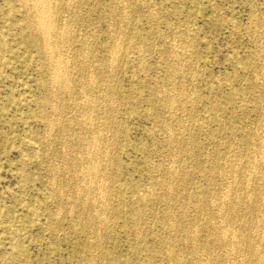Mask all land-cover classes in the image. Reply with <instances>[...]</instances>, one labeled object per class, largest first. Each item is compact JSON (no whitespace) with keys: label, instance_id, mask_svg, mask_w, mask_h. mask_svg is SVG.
Listing matches in <instances>:
<instances>
[{"label":"rangeland","instance_id":"374dc122","mask_svg":"<svg viewBox=\"0 0 264 264\" xmlns=\"http://www.w3.org/2000/svg\"><path fill=\"white\" fill-rule=\"evenodd\" d=\"M51 1L54 2L53 5ZM55 1L36 0L35 2L31 0L30 2V0H24V3L23 0H0V264H197V262L200 264H237L240 262V264H247L248 260L249 264H264V252L261 250L262 247L264 248V235H262L264 234V226L262 227L264 225V204L262 203L264 201V193H262L264 190V151H262L264 149V46H262L264 45V0H94L95 2L93 0H72V2H70L71 0H57L60 3ZM39 2H43L42 5ZM43 4H46V7H43ZM23 5L26 7L23 8ZM32 6L37 8L42 6L47 9V18H49L47 25H50V29L52 28V32L49 31L50 40L49 36L45 37L48 39L44 38L42 32L36 26L34 27L33 18L27 15ZM71 8H74L73 10L76 8L75 14L73 10L71 12ZM50 9L53 11L50 12ZM71 19L74 21L70 24ZM63 21L66 23L63 24ZM110 21H114L113 24H110ZM52 24H55L54 27ZM68 24L69 26H67ZM73 25H76L75 28ZM61 26H63L62 28L67 27L66 30L64 29L65 33H62L63 37L61 34L56 36L54 32V30L58 31L59 27L62 29ZM35 28L36 30H33ZM69 28H71V32ZM92 30L95 31L92 32ZM32 32L34 33L31 34ZM83 37H87V39L85 40ZM261 39L262 42H260ZM41 40L48 45L46 51H42ZM116 42L117 44H115ZM174 42L178 43L176 48ZM70 43H73V46ZM76 44L78 45L76 46ZM60 48L61 50H59ZM173 50L174 53H172ZM186 51L190 54H187ZM62 54L66 57H62ZM74 54H77L76 56L81 54L80 57L83 60ZM188 55L190 56L187 57ZM72 56L74 60H72ZM69 59L70 62H68ZM76 59L82 61L85 66L84 69H80L81 71L77 68L78 61ZM53 61L58 63L55 69L52 65ZM183 62L187 64L184 65ZM110 63L112 64L110 65ZM175 63L176 66L178 65L177 67ZM65 65H67L66 68ZM101 69L102 71H100ZM76 70L77 73H75ZM107 70L109 71L107 72ZM50 72L54 74V81ZM182 72L183 75H179ZM103 75L108 76V79ZM87 77L90 81L86 79ZM51 80L52 82H50ZM91 81L94 83H88ZM67 85L70 87L65 89L64 86ZM80 86H83V89ZM167 88L172 91H168ZM174 88L177 89L173 93ZM54 92L57 94H55L56 96H54ZM98 93L100 94L99 98L95 96ZM175 95L176 97H174ZM110 96L111 99L115 96L114 100L110 101ZM189 97L191 100H188ZM109 102L113 104H109ZM57 103L59 104L57 105ZM168 107L170 108L168 109ZM104 109L109 112L106 113ZM258 109L262 112H258ZM90 110L93 113L87 112ZM78 112L79 114H77ZM47 115L50 118L46 117ZM96 117H98L97 122ZM111 117L112 119H110ZM47 119H52L51 123ZM109 122L110 124H108ZM89 123L92 124L91 127ZM49 126L50 128L53 126L51 130ZM97 126L99 127L97 128ZM83 128H87V131ZM99 128L102 130L100 131ZM79 130L83 132L80 131V133ZM91 130L96 131V136ZM101 132L102 135H100ZM98 136L100 137L99 141ZM103 136L105 139L106 136L108 137L106 141ZM44 139L46 140L44 141ZM69 139L72 142H70L71 140L68 142ZM111 139L113 140L110 141ZM178 139L183 140L179 143ZM113 141L114 144H112ZM75 142L77 143L75 144ZM260 142L263 144L259 145ZM78 144L79 147L80 145L83 147L79 148ZM101 144L103 145L101 146ZM62 145L63 147H61ZM70 145L73 147H71L72 149ZM90 145L95 147L94 150L89 147ZM103 149H107L106 152ZM95 150L97 152H94ZM102 151L103 153H101ZM180 151H183L182 154ZM99 152L100 154H98ZM179 153L181 155H178ZM90 154L93 156L97 154V160L95 159L94 163L88 161ZM254 154L261 156L259 155V158ZM56 157H59V160ZM67 159H70V162ZM249 161L251 164L248 163ZM80 162L83 167L80 166ZM113 162L116 163L113 164ZM209 162H212L211 166L208 165ZM252 163L253 167L250 166ZM92 164L93 166H91ZM247 164L250 168L246 167ZM86 166L87 170L84 169ZM53 168H56L57 171H54ZM105 168L111 170L104 171ZM244 169L248 170L244 171ZM228 170L232 173L230 174ZM85 171L88 172V175ZM94 171H96V176H94ZM162 171L164 172L162 173ZM217 172L219 173L217 174ZM224 173H227L229 178ZM242 174H244L243 177ZM98 175L103 178L101 177L100 180ZM160 178L164 180H160ZM169 180L174 182L171 181V183ZM95 181L98 182L99 187ZM87 182H90V185ZM228 182H232V185ZM77 185L79 189H76ZM222 186L225 188L223 189ZM219 187H222V190ZM259 187L260 189H258ZM102 189L105 190H103L105 193H102ZM167 189L169 190L167 191ZM232 190H234L233 193ZM212 191L215 192L212 193ZM99 193L103 194L104 199H102L103 196H99ZM166 193L169 195L167 196ZM211 194L213 196H210ZM95 197L97 198L95 199ZM159 199L161 200L158 202ZM243 199H246V202ZM259 199L261 203L258 202ZM96 203L101 206H97ZM231 203L234 206L230 208ZM196 205H198L197 208ZM208 214L212 216V219H210L211 216H207ZM204 216L205 218H203ZM258 216L261 217L258 218ZM107 222L111 223L108 225ZM193 222H195V226ZM215 222L219 223L215 224ZM253 222L257 225L252 224ZM100 224L101 227H99ZM187 224L190 225L188 228ZM214 224L218 225L216 230H213ZM173 225H177V227L173 228ZM194 227L195 230H192ZM231 227L233 228L229 229ZM218 228L222 230L220 234ZM249 228H253L254 232ZM172 229H176V231ZM187 229L190 230L189 233ZM239 229L245 230L241 233ZM101 230L104 231V234ZM235 231L238 233L236 234ZM216 235L223 237L219 238ZM237 235L238 238L240 236L239 240ZM247 235L251 237H247ZM242 237L244 240L249 239L244 241L241 240ZM215 238H217V242L221 241L220 245L215 242ZM236 238L238 242H236ZM226 239L230 241L228 244L231 246L227 244ZM256 239L257 241H255ZM94 242H98V244L96 245ZM192 242L195 243L192 244ZM239 243L241 244L239 245ZM226 246L227 249H225ZM243 246L247 248L245 247L244 250ZM167 247H171L170 250H165ZM221 247L226 250L227 254ZM252 247L256 249L250 251ZM209 249L213 250V253ZM173 251L178 254H173ZM207 252L214 255L209 256ZM241 252L244 253V256L246 253L247 259ZM229 253L234 254H231L233 255L231 259L228 256ZM248 254L254 256L251 258ZM224 255L225 257H223ZM195 256L196 258H193ZM211 256H216V258ZM227 256L229 260H226ZM259 256L263 258L258 259ZM222 258L229 262L234 259L233 261L237 262H224ZM189 260L191 261L188 262ZM214 261L216 262L214 263Z\"/></svg>","mask_w":264,"mask_h":264},{"label":"bare ground","instance_id":"6f19581e","mask_svg":"<svg viewBox=\"0 0 264 264\" xmlns=\"http://www.w3.org/2000/svg\"><path fill=\"white\" fill-rule=\"evenodd\" d=\"M19 1H20V0H19ZM34 1L36 2V0H34ZM38 1H39V0H38ZM41 1H42V0H41ZM54 1H55V0H54ZM56 1H57V0H56ZM56 1H55V2H56ZM60 1H62V0H60ZM93 1H94V0H93ZM23 2H24V0H23ZM30 2H31V0H30ZM43 2H44V1H43ZM43 2H39V3H41L40 5H42ZM46 2H47V1H46ZM51 2H52V5H53L54 2H53V1H51ZM64 2H65V1H64ZM70 2H72V0H71ZM76 2H77V1H76ZM94 2H95V1H94ZM17 3H18V1H17ZM24 3H25V2H24ZM28 3H29V2H28ZM33 3H34V2H33ZM48 3H49V1H48ZM57 3H60V2L57 1ZM57 3H56V4H57ZM62 3H63V2H62ZM91 3H92V2H91ZM31 4H32V3H31ZM35 4H36V3H35ZM35 4H34V5H35ZM63 4H64V3H63ZM65 4H66V2H65ZM68 4H69V1H68ZM75 4H76V3H75ZM75 4H74V6H75ZM43 5H44V4H43ZM45 5H46V4H45ZM45 5H44L43 7H46ZM48 5H49V4H48ZM52 5H50V6L52 7ZM54 5H55V4H54ZM78 5H79V4H78ZM78 5H77V6H78ZM24 6H25V5H23V8H24ZM65 6H66V5H65ZM68 6H69V5H68ZM25 7H26V6H25ZM30 7H31V6H30ZM48 7H49V6H48ZM51 7H50V8H51ZM54 7H55V6H54ZM60 7H61V6H60ZM28 8H29V6H28ZM34 8H35V9H34ZM62 8H63V6H62ZM78 8H79V7H78ZM109 8H110V7H109ZM33 9H34V11H32ZM53 9H54V8H53ZM69 9H70V8H69ZM73 9H74V8H71V12H72ZM30 10H31V11L28 12L27 15H28V16H31V17L33 18V20L35 21V25H34V27L36 26V28L39 29V30L42 32V35L44 36V38L49 36V40H50L51 38H50V35H49V31L52 32V30H51L52 28L50 29V28H49L50 25H47L48 22H49V20H48L49 18H47V14H48L47 9L42 8V6H41L40 8H37L36 6H32V9H30ZM54 10H55V9H54ZM66 10H67V9H66ZM75 10H76V8H75ZM75 10H73V11H74V14H75V12H76ZM80 10H81V9H80ZM124 10H125V9H124ZM52 11H53V10H52ZM52 11H51V9H50V12H52ZM111 11H112V10H111ZM63 12H64V11H63ZM113 12H114V11H113ZM123 12H124V11H123ZM129 12H130V11H129ZM57 13H58V12H57ZM64 13H65V12H64ZM104 13H105V12H104ZM152 13H153V12H152ZM152 13H151V15H152ZM54 14H55V13H54ZM71 14H72V13H71ZM74 14H73V16H74ZM79 14H80V13H79ZM114 14H115V13H114ZM125 14H126V12H125ZM153 14H154V13H153ZM25 15H26V14H25ZM57 15H58V14H57ZM69 15H70V12H69ZM80 15H81V14H80ZM59 16H60V15H59ZM65 16H66V15H65ZM121 16H122V15H121ZM70 17H71V16H70ZM115 17H116V15H115ZM150 17H152V16H150ZM50 18H52V17L50 16ZM55 18H56V17H55ZM58 18H59V17H58ZM71 18H72V17H71ZM116 18H117V17H116ZM120 18H121V17H120ZM122 18H123V17H122ZM153 18H154V17H153ZM30 19H31V18H30ZM53 19H54V18H53ZM61 19H62V18H61ZM73 19H74V17H73ZM73 19H71L70 24H71L72 21H74ZM123 19H124V18H123ZM62 20H64V19H62ZM69 20H70V19H69ZM110 20H111V18H110ZM112 20H114V19H112ZM121 20H122V19H121ZM29 21H30V20H29ZM64 22L66 23V21H63V24H64ZM67 22H68V21H67ZM113 22H114V21H112V22L110 21V24H111V23L113 24ZM120 22H121V21H120ZM53 23H54V22H53ZM68 23H69V22H68ZM254 23H255V22H254ZM31 24H32V22H31ZM55 24H56V23H55ZM55 24H54V25H55ZM58 24H59V23H58ZM61 24H62V23H61ZM73 24H74V23H73ZM29 25H30V24H29ZM32 25H33V24H32ZM52 25H53V24H52ZM54 25H53V27H54ZM116 25H117V24H116ZM118 25H119V27H120V24H118ZM59 26H60V25H59ZM67 26H69V24H68ZM75 26H76V25H75ZM75 26L73 25L74 28H75ZM91 26H92V25H91ZM111 26H112V28H113V25H111ZM261 26H263V25H261ZM24 27H25V26H24ZM56 27H57V26H56ZM62 27H63V26H61V28H62ZM94 27H95V26H94ZM36 28L33 29V30H36ZM66 28H67V27H66ZM66 28H62V29H63V30H64V29L66 30ZM74 28H73V29H74ZM110 28H111V27H110ZM53 29H54V28H53ZM59 29H60V27H59ZM59 29H58V31L54 30L56 36H57V35H60V34H61V36H62V35H63L62 33H65V30L63 31L62 29H60V30H59ZM70 29H71V28H69V30H70ZM115 29H116V28H115ZM255 29H257V28H255ZM75 30H76V29H75ZM75 30H74V31H75ZM117 30H119V29H117ZM182 30H183V29H182ZM260 30H261V28H260ZM262 30H263V29H262ZM72 31H73V30H72ZM74 31H73V32H74ZM94 31H95V30H94ZM94 31L92 30V32H94ZM111 31H112V30H111ZM115 31H116V30H115ZM253 31H254V30H253ZM258 31H259V30H258ZM258 31H257V32H258ZM34 32H35V31H34ZM34 32H32L31 34H33ZM70 32H71V30H70ZM70 32H68V33L70 34ZM186 32H187V31H186ZM188 33H189V32H188ZM255 33H256V32H255ZM260 33H261V32H260ZM260 33H259V34H260ZM66 34H67V33H66ZM69 34H68V35H69ZM71 34H72V33H71ZM89 34H90V33H89ZM91 34H92V33H91ZM91 34H90V35H91ZM94 34H95V33H94ZM90 35H89V36H90ZM92 35H93V34H92ZM179 35H180V34H179ZM56 36H55V37H56ZM66 36H67V35H66ZM74 36H75V35H74ZM114 36H116V35H114ZM165 36H167V35H165ZM185 36H186V35H185ZM185 36H184V37H185ZM190 36H191V35H190ZM253 36H254V35H253ZM40 37H41V36H40ZM62 37H63V36H62ZM62 37H61V38H62ZM76 37H78V36H76ZM95 37H96V36H95ZM167 37H168V36H167ZM167 37H166V38H167ZM173 37H174V36H173ZM177 37H178V35H177ZM186 37H187V36H186ZM30 38H31V37H30ZM44 38H43V39H44ZM53 38H54V37H53ZM58 38H59V37H58ZM66 38H67V37H66ZM69 38H70V37H69ZM74 38H75V37H74ZM83 38H84V37H83ZM83 38H82V39H83ZM114 38H115V37H114ZM45 39H48V38H45ZM71 39H73V38H71ZM84 39L86 40L87 37L84 38ZM115 39H116V38H115ZM120 39H121V38H120ZM185 39H186V38H185ZM187 39H188V37H187ZM56 40H57V37H56ZM64 40H66V39L64 38ZM74 40H75V39H74ZM93 40L96 41L95 39H93ZM112 40H113V39H112ZM191 40H192V39L190 38V41H191ZM257 40H258V39H257ZM45 41H47V40H45ZM59 41H60V39H59ZM68 41H69V40H68ZM76 41H77V39H76ZM114 41H115V40H114ZM173 41H175V40H173ZM190 41H188V42L191 43ZM262 41H263V40L261 39L260 42H262ZM52 42H53V41H52ZM119 42H120V41H119ZM45 43H46V42H45ZM45 43H44V41L41 40V48H42V51H46V49L48 48L47 43H46V44H45ZM62 43H63V39H62ZM74 43H75V42H74ZM80 43H81V42H80ZM80 43H79V44H80ZM86 43H87V41H86ZM86 43H84V45H86ZM92 43H93V42H92ZM94 43H95V42H94ZM94 43H93V44H94ZM112 43H113V42H112ZM122 43H123V41H122ZM174 43H175V42H174ZM178 43H179V41H178ZM178 43H175V45H174L175 48H176V44H178ZM70 44L72 45L73 43H70ZM81 44H82V43H81ZM115 44H117V42H116ZM118 44H119V43H118ZM60 45H61V44H60ZM60 45H58V46H60ZM74 45H75V44H74ZM77 45H78V44H76V46H77ZM112 45H113V44H112ZM179 45L181 46V42H180ZM179 45H178V46H179ZM191 45H192V43H191ZM261 45H262V43H261ZM58 46L56 47L57 49H58ZM72 46H73V45H72ZM79 46H80V45H79ZM87 46H89L88 43H87ZM87 46H85V47H87ZM90 46H91V45H90ZM117 46H118V45H117ZM121 46H122V45H121ZM171 46L173 47V45H171ZM171 46H170V47H171ZM262 46H264V45H262ZM63 47H64V46H63ZM67 47H68V46H67ZM85 47H84V48H85ZM188 47H190V46L188 45ZM49 48L51 49V46H49ZM54 48H55V47H54ZM90 48H92V47H90ZM111 48H114V47H111ZM183 48H184V47H183ZM69 49H70V48H69ZM74 49H75V48H74ZM74 49H73V50H74ZM117 49H118V48H117ZM188 49H189V48H188ZM188 49H187V50H188ZM48 50H49V49H48ZM59 50H61V48H60ZM62 50H63V49H62ZM66 50H67V49H66ZM66 50H65V51H66ZM71 50H72V49H71ZM93 50H94V49H93ZM113 50H115V49H113ZM178 50H179V49H178ZM50 51H51V50H50ZM57 51H58V50H57ZM68 51H69V50H68ZM75 51L77 52V50H75ZM82 51H83V50H82ZM87 51H88V50H87ZM87 51H86V52H87ZM91 51H92V50H91ZM117 51H118V50H117ZM179 51H182V50H179ZM183 51H185V50H183ZM47 52H48V51H47ZM53 52H54V51H53ZM55 52H56V51H55ZM86 52H85V53H86ZM108 52H109V51H108ZM115 52H116V50H115ZM115 52H114V53H115ZM170 52H171V51H170ZM177 52H178V51H177ZM50 53H51V52H50ZM58 53H59V52H58ZM58 53H57V54H58ZM74 53H75V52H74ZM92 53H93V52H92ZM110 53H111V51H110ZM114 53H113V54H114ZM116 53H117V52H116ZM116 53L114 54V56L116 55ZM172 53H174V50H173ZM181 53H182V52H181ZM183 53H184V52H183ZM186 53H187V51H186ZM44 54H45V53H44ZM48 54H49V53H48ZM82 54H84V53L82 52ZM90 54H91V52H90ZM108 54H109V53H107V55H108ZM187 54H190V53H187ZM55 55H56V54H55ZM62 55H63L62 57H64V54H62ZM66 55H67V54H66ZM74 55H75V54H74ZM74 55H73V56H74ZM76 55H77V54H76ZM76 55H75V56H76ZM80 55H81V54H80ZM80 55H78V56L80 57ZM109 55H110V54H109ZM50 56H51V54H50ZM58 56H59V55H58ZM73 56H72V58H73ZM78 56H76V57H78ZM91 56H93V55H91ZM111 56H112V54H111ZM177 56H178V55H177ZM179 56H180V54H179ZM189 56H190V55H188L187 57H189ZM55 57H56V56H55ZM65 57H66V56H65ZM65 57H64V58H65ZM67 57H68V56H67ZM69 57H70V56H69ZM181 57H182V56H181ZM184 57H185V55H184ZM48 58H49V57H48ZM48 58H46V60H47ZM58 58H59V57H58ZM58 58H57V59H58ZM64 58H63V59H64ZM80 58H81V60H83L82 57H80ZM80 58H79V59H80ZM167 58H168V57H167ZM179 58H180V57H179ZM182 58H183V57H182ZM44 59H45V58H44ZM54 59H55V58H54ZM54 59H53V60H54ZM57 59H56V60H57ZM107 59H108V58H107ZM109 59H110V58H109ZM111 59H112V58H111ZM113 59H114V58H113ZM177 59H178V58H177ZM180 59H181V58H180ZM59 60H60V59H59ZM72 60H74V58H73ZM76 60H77V59H76ZM89 60H90V59H89ZM162 60H163V59H162ZM169 60H170V59H169ZM169 60H168V61H169ZM173 60H174V59H173ZM48 61H49V59H48ZM51 61H52V60H51ZM66 61H67V60H66ZM70 61H71V60L69 59L68 62H70ZM77 61H78V60H77ZM87 61H88V60H87ZM94 61H95V60H94ZM94 61H92V62H94ZM113 61H114V60H113ZM116 61H117V60H116ZM171 61H172V60H171ZM58 62H59V61H58ZM60 62H61V60H60ZM60 62H59V63H60ZM74 62H75V61H74ZM105 62H107V61H105ZM108 62H110V61H108ZM111 62H112V60H111ZM179 62H181V61H179ZM48 63H49V62H48ZM50 63H51V62H50ZM64 63H65V61H64ZM72 63H73V62H72ZM87 63H89V62H87ZM97 63H98V62H97ZM100 63H101V62H100ZM162 63H163V62H162ZM164 63H165V62H164ZM176 63H178V62H176ZM176 63H175V66H176ZM235 63H236V62H235ZM57 64H58V63H57L56 61H53V62H52V65H53L54 69H55V66H56ZM60 64H61V63H60ZM65 64H67V62H66ZM74 64H75V63H74ZM91 64H92V63H91ZM91 64H90V66H91ZM111 64H112V63H110V65H111ZM183 64H184V62H183ZM183 64H182V65H183ZM186 64H187V63H185L184 65H186ZM47 65H48V64H47ZM85 65H86V62H85ZM95 65H96V63H95ZM110 65H109V66H110ZM173 65H174V63H173ZM189 65H190V64H189ZM49 66H50V65H49ZM66 66H67V65H65V68H66ZM70 66H71V65H70ZM106 66H107V65H106ZM170 66H171V65H170ZM177 66H178V65H177ZM177 66H176V67H177ZM187 66H188V65H187ZM238 66H239V65H238ZM74 67H75V66H74ZM92 67H93V66H92ZM102 67H103V66H102ZM145 67H146V66H145ZM176 67H175V68H176ZM179 67H180V66H179ZM185 67H186V66H185ZM63 68H64V67H63ZM71 68H72V67H71ZM77 68H78V70H80V69H84V68H85V66H84V64H83L82 61L79 60V61L77 62ZM87 68H88V67H87ZM93 68H94V67H93ZM95 68H96V67H95ZM172 68H174V67H172ZM44 69H45V68H44ZM166 69H167V68H166ZM169 69H170V68H169ZM186 69H187V68H186ZM190 69H191V68H190ZM47 70H50V69H47ZM62 70H63V69H62ZM64 70H65V69H64ZM71 70H72V69H71ZM90 70H92V69H90ZM90 70H89V71H90ZM173 70H174V69H173ZM180 70H181V69H180ZM188 70H189V69H188ZM51 71H52V70H51ZM67 71H68V70H67ZM73 71H75V70H73ZM80 71H81V70H80ZM82 71H83V70H82ZM87 71H88V70H87ZM87 71H86V72H87ZM96 71H97V70H96ZM100 71H102V69H101ZM108 71H109V70H107V72H108ZM110 71H111V70H110ZM177 71H178V70H177ZM183 71H184V70H183ZM192 71H193V69H192ZM53 72H54V71H53ZM63 72H64V71H63ZM65 72H66V71H65ZM92 72L94 73V71H92ZM92 72H91V74H92ZM164 72H165V71H164ZM174 72H176V71H174ZM179 72H180V71H179ZM186 72H187V71H186ZM50 73H51V72H50ZM57 73H58V72H57ZM68 73H69V72H68ZM75 73H77V70H76ZM190 73H193V72H190ZM51 74H52V79H53L54 74H53V73H51ZM60 74H61V72H60ZM63 74H64V73H63ZM71 74H73V73H71ZM89 74H90V72H89ZM172 74H173V71H172L171 75H172ZM61 75H62V74H61ZM61 75H60V76H61ZM74 75H75V74H74ZM83 75H84V74H83ZM87 75H88V74H87ZM110 75H111V74H110ZM174 75H175V74H174ZM179 75H183V72H182L181 74H179ZM190 75H191V74H190ZM192 75H193V74H192ZM192 75H191V76H192ZM55 76H56V75H55ZM62 76H63V75H62ZM62 76H61V77H62ZM89 76H90V75H89ZM89 76H88V77H89ZM105 76H106V75H105ZM105 76L103 75V77H105ZM186 76H187V74H186ZM193 76H194V75H193ZM65 77H66V74H65ZM68 77H70V76L68 75ZM71 77H72V76H71ZM73 77H74V76H73ZM88 77H87L86 79H88ZM91 77H92V76H91ZM98 77H99V76H98ZM103 77H102V78H103ZM107 77H108V76H107ZM107 77H105V78H107ZM165 77H166V76H165ZM167 77H168V76H167ZM179 77H180V76H179ZM79 78H80V76H79ZM89 78H90V77H89ZM93 78H94V77H93ZM174 78H175V77H174ZM183 78H184V77H183ZM185 78H186V77H185ZM185 78H184V79H185ZM57 79H58V78H57ZM96 79H97V78H96ZM107 79H108V78H107ZM172 79H173V78H172ZM184 79H182V80H184ZM60 80H62V79L60 78ZM60 80H59V81H60ZM63 80H64V79H63ZM66 80H67V78H66ZM76 80H77V78H76ZM78 80H79V79H78ZM88 80H89V79H88ZM88 80H87V81H88ZM90 80H91V78H90ZM90 80H89V81H90ZM94 80H95V79H94ZM167 80H168V78H167ZM53 81H54V79H53ZM55 81H56V80H55ZM69 81H71V80H69ZM87 81H86V82H87ZM97 81H99V80H97ZM102 81H103V80H102ZM160 81H161V80H160ZM164 81H165V80H164ZM170 81H171V79H170ZM175 81H176V80H175ZM175 81H173V82H175ZM50 82H52V80H51ZM67 82H68V80H67ZM81 82H82V79H81ZM92 82L94 83V81H91V82H88V83H92ZM107 82H108V80H107ZM109 82H110V81H109ZM141 82H142V81H141ZM176 82H177V81H176ZM176 82H175V84H176ZM178 82H179V81H178ZM183 82H185V81H183ZM46 83H47V82H46ZM59 83H60V82H59ZM96 83H97V82H96ZM101 83H102V82H101ZM105 83H106V82H105ZM164 83H165V82H164ZM171 83H172V82H171ZM171 83H170V84H171ZM251 83H252V82H251ZM52 84H53V83H52ZM82 84H84V81L82 82ZM98 84H99V83H98ZM106 84H107V83H106ZM53 85H54V84H53ZM68 85H69V83H68ZM68 85H67V86H64L65 89H67V88L70 87V86L68 87ZM79 85H80V83H79ZM87 85H88V84H87ZM96 85H97V84H96ZM96 85H95V86H96ZM104 85H105V84H104ZM163 85H164V84L162 83V86H163ZM184 85H185V84H184ZM56 86H57V85H56ZM73 86H74V85H73ZM85 86H86V85H85ZM89 86H90V85H89ZM108 86H109V84H108ZM108 86H106V87H108ZM154 86H155V85H154ZM166 86H167V84H166ZM170 86H171V85H170ZM172 86H174V85H172ZM53 87H54V86H53ZM58 87H60V86H58ZM80 87H81V86H80ZM86 87H87V86H86ZM96 87H97V86H96ZM102 87H104V86H102ZM81 88L83 89V86H82ZM163 88H164V86H163ZM183 88H184V86H183ZM47 89H48V88H47ZM50 89H52V88H50ZM58 89H59V88H58ZM62 89H63V88H62ZM92 89H93V88H92ZM99 89H100V88H99ZM101 89H102V91H103V88H101ZM167 89H168V88H167ZM175 89H177V88H174L173 93H174ZM56 90H57V89H56ZM71 90H72V89H71ZM77 90H78V88H77ZM94 90H95V89H94ZM104 90H105V89H104ZM163 90H164V89H163ZM163 90H162V92H163ZM169 90H171V89H168V91H169ZM187 90H188V89H187ZM63 91H64V89H63ZM81 91H82V90H81ZM92 91H93V90H91V92H92ZM96 91H97V89H96ZM100 91H101V90H100ZM106 91H107V90H106ZM106 91H105V92H106ZM168 91H167V96L169 95V94H168ZM171 91H172V90H171ZM171 91H170V93H171ZM177 91H178V90H177ZM180 91H181V88H180ZM57 92H58V91H57ZM61 92H62V91H61ZM68 92H69V91H68ZM82 92H83V91H82ZM103 92H104V91H103ZM159 92H160V91H159ZM164 92H165V90H164ZM63 93H64V92H63ZM70 93H71V92H70ZM75 93H76V92H75ZM85 93H86V92H85ZM92 93H93V92H92ZM106 93H108V92H106ZM110 93H111V92H110ZM173 93H172V94H173ZM175 93H176V92H175ZM183 93H184V92H183ZM190 93H191V92H190ZM55 94H56V93L54 92V96L57 95V94H56V95H55ZM72 94H73V92H72ZM80 94H81V93H80ZM112 94H114V93H112ZM180 94H181V93H180ZM50 95H51V94H50ZM74 95H75V94H74ZM98 95H100V94L98 93V94L95 95V96H98ZM104 95H105V94H104ZM107 95H108V94H107ZM160 95H161V94H160ZM176 95H177V94H176ZM176 95H175L174 97H176ZM62 96H63V95H62ZM72 96H73V95H72ZM77 96H78V95H77ZM101 96H102V95H101ZM112 96H113V95H112ZM158 96H159V93H158ZM162 96H163V95H162ZM170 96H171V95H170ZM178 96H179V95H178ZM180 96H181V95H180ZM64 97H65V96H64ZM73 97H74V96H73ZM73 97H72V98H73ZM78 97H79V96H78ZM87 97H88V96H87ZM104 97H105V96H104ZM104 97H103V98H104ZM106 97H107V96H106ZM114 97H115V96H114ZM114 97H113V98H114ZM191 97H192V94H191ZM52 98H53V97H52ZM59 98H60V97H59ZM75 98H76V97H75ZM85 98H86V96H85ZM98 98H99V96H98ZM100 98H101V97H100ZM113 98L111 99V96H110L109 100H110V101H111V100H114ZM159 98H160V97H159ZM172 98H173V97H172ZM181 98H182V97H181ZM181 98H179V99H181ZM183 98H184V97H183ZM61 99H62V98H61ZM67 99H69V98H67ZM83 99H84V98H83ZM89 99H90V97H89ZM104 99H105V98H104ZM169 99H170V98H169ZM176 99H177V98H176ZM189 99H190V97L188 98V100H189ZM58 100H59V99H58ZM65 100H66V99H65ZM69 100H70V99H69ZM72 100H73V99H72ZM91 100H92V98H91ZM93 100H95V99H93ZM165 100H166V99H165ZM181 100H182V99H181ZM181 100H180V102H181ZM188 100H187V101H188ZM190 100H191V99H190ZM192 100H193V98H192ZM198 100H199V99H198ZM50 101H51V96H50ZM54 101H55V99H54ZM62 101H63V100H62ZM62 101H61V102H62ZM79 101H80V99H79ZM99 101H100V100H99ZM102 101H103V100H102ZM160 101H161V100H160ZM167 101H168V99H167ZM167 101H165V103H167ZM172 101H173V99H172ZM178 101H179V100H178ZM196 101H197V100H196ZM259 101H260V100H259ZM76 102L78 103L77 100H76ZM82 102H83V101H82ZM100 102H101V101H100ZM103 102H104V101H103ZM112 102H113V101H112ZM112 102H109V104L112 103ZM173 102H174V101H173ZM182 102H183V101H182ZM189 102H190V101H189ZM260 102H261V101H260ZM260 102H258V103H260ZM59 103H60V102H59ZM59 103H57V105H58ZM69 103H70V102H69ZM72 103H73V101H72ZM80 103H81V101H80ZM101 103H102V102H101ZM170 103H171V101H170ZM170 103H169V104H170ZM194 103H195V102H194ZM261 103H262V102H261ZM261 103H260V104H261ZM53 104H55V103H53ZM112 104H113V103H112ZM160 104H161V103H160ZM163 104H164V103H163ZM179 104H181V103H179ZM182 104H183V103H182ZM182 104H181V105H182ZM50 105H51V104H50ZM55 105H56V104H55ZM60 105H61V104H60ZM93 105H94V104H93ZM100 105H101V104H100ZM165 105H166V104H165ZM172 105H173V104H172ZM172 105H171V106H172ZM190 105H191V104H190ZM261 105H262V104H261ZM65 106H66V105H65ZM87 106H88V105H87ZM98 106H99V105H98ZM103 106H104V105H103ZM108 106H109V105H108ZM108 106H107V107H108ZM112 106H113V105H112ZM171 106H170V107H171ZM188 106H189V103H188ZM255 106H256V105H255ZM257 106H258V104H257ZM259 106H260V105H259ZM263 106H264V105H263ZM54 107H55V106H54ZM58 107H59V106H58ZM81 107H82V106H81ZM91 107H93V106L91 105ZM95 107L97 108V106H95ZM110 107H111V106H110ZM164 107H166V106H164ZM164 107H163V108H164ZM170 107H168V109H169ZM50 108H51V107H50ZM52 108H53V107H52ZM63 108H64V107H63ZM65 108H66V107H65ZM69 108H70V107H69ZM73 108H74V105H73ZM75 108H76V106H75ZM85 108H86V107H85ZM96 108H95V109H96ZM191 108H192V107H191ZM214 108H215V107H214ZM258 108H259V107H258ZM263 108H264V107H263ZM80 109H81V108H80ZM93 109H94V108H93ZM114 109H115V107H114ZM166 109H167V107H166ZM260 109H261V108H260ZM260 109H258V110H259L258 112H260V111L262 110V109H261V110H260ZM38 110H39V109H38ZM45 110H46V109H45ZM49 110H50V109H49ZM67 110H68V109H67ZM81 110H82V109H81ZM88 110H89V108H88ZM104 110H105V109H104ZM108 110H109V108H108ZM112 110H113V108H112ZM170 110H171V109H170ZM187 110H188V109H187ZM192 110H193V109H192ZM194 110H195V109H194ZM216 110H218V109H216ZM263 110H264V109H263ZM58 111H59V110H58ZM63 111H64V110H63ZM65 111H66V110H65ZM101 111H102V108H101ZM101 111H100V112H101ZM113 111H114V110H113ZM113 111H112V113H113ZM164 111H165V110H164ZM209 111H210V110H209ZM43 112H45V111H43ZM52 112H54V111H52ZM76 112H77V111H76ZM87 112H88V113H89V112H92V110L87 111ZM95 112H96V111H95ZM97 112L99 113V111H97ZM103 112H104V111H103ZM105 112H106V110H105ZM108 112H109V111H108ZM108 112H106V113H108ZM261 112H262V111H261ZM58 113H61V112H58ZM65 113H66V112H65ZM69 113H70V112H69ZM92 113H93V112H92ZM92 113H90V114H92ZM106 113H104V114H106ZM50 114H51V113H50ZM77 114H79V112H78ZM83 114H85V113H83ZM90 114H89V115H90ZM100 114H101V113H100ZM102 114H103V113H102ZM110 114H111V113H110ZM52 115H53V114H52ZM61 115H62V114H61ZM64 115H65V114H64ZM64 115H63V116H64ZM74 115H75V113H74ZM81 115H82V114H81ZM85 115H86V114H85ZM89 115H88V116H89ZM93 115H94V114H93ZM108 115H109V114H107V116H108ZM111 115H112V114H111ZM263 115H264V114H263ZM48 116H49V115H47L46 117H48ZM50 116H51V115H50ZM69 116H70V115H69ZM83 116H84V115H83ZM90 116H91V115H90ZM95 116H96V114H95ZM101 116L103 117V115H101ZM104 116H105V115H104ZM53 117H54V116H53ZM85 117H86V116H85ZM91 117H92V116H91ZM98 117H99V116H98ZM98 117H96V122H97V118H98ZM108 117H109V116H108ZM48 118H50V117H48ZM51 118H52V117H51ZM56 118H57V117H56ZM76 118H77V117H75V119H76ZM78 118H79V117H78ZM106 118H107V117H106ZM219 118H220V117H219ZM57 119H58V118H57ZM68 119H69V118H68ZM80 119H81V118H80ZM82 119H83V118H82ZM102 119H103V118H102ZM102 119H101V120H102ZM104 119H105V118H104ZM108 119H109V118H108ZM110 119H112V117H111ZM47 120L50 121V123H51V120H52V119H50V120L47 119ZM76 120H77V119H76ZM85 120H86V119H85ZM89 120H90V119H89ZM65 121H66V120H65ZM65 121H64V122H65ZM71 121H72V120H71ZM90 121H91V120H90ZM108 121H111V120H108ZM164 121H165V120H164ZM56 122H57V120H56ZM64 122H63V123H64ZM73 122H74V121H73ZM84 122H85V121H84ZM98 122H99V121H98ZM100 122H101V121H100ZM106 122H107V121H106ZM106 122H104V123H106ZM178 122H179V121H178ZM63 123H62V124H63ZM71 123H72V122H71ZM75 123H76V122H75ZM93 123H94V122H93ZM180 123H181V122H180ZM263 123H264V122H263ZM263 123H262V124H263ZM46 124H47V123H46ZM54 124H57V123L54 122ZM96 124H97V123H96ZM96 124H94V125H96ZM101 124H102V123H101ZM108 124H110V122H109ZM111 124H112V123H111ZM196 124H197V123H196ZM50 125H51V124H50ZM57 125H58V124H57ZM71 125H72V124H71ZM89 125H90V127H91L92 124L89 123ZM166 125H167V124H166ZM178 125H179V124H178ZM46 126H47V125H46ZM80 126H81V125H80ZM99 126H100V125H99ZM99 126H97V128H98ZM103 126H104V124H103ZM103 126H102V128H105V129H106L107 126H106V125H105L106 127H103ZM109 126H110V125H109ZM111 126H112V125H111ZM111 126H110V127H111ZM164 126H165V125H164ZM52 127H53V126H52ZM52 127H51V128H52ZM60 127H61V125H60ZM78 127H79V126H78ZM87 127H88V126H87ZM92 127H93V126H92ZM94 127H95V126H94ZM112 127H113V126H112ZM166 127H167V126H166ZM166 127H164V129H166ZM49 128H50V126H49ZM51 128H50V130H51ZM71 128H72V127H71ZM71 128H70V129H71ZM76 128H77V126H76ZM97 128H95V129H97ZM102 128H99L100 131L102 130ZM167 128H168V127H167ZM201 128H202V127H201ZM70 129H69V130H70ZM78 129H79V128H78ZM83 129H84V128H83ZM86 129H87V128H85L84 130H86ZM107 129H108V128H107ZM110 129H111V128H110ZM61 130H62V129H61ZM63 130H64V127H63ZM81 130H82V128H81ZM81 130H79V132H80ZM88 130H89V129H88ZM97 130H98V129H97ZM103 130H104V129H103ZM167 130H168V129H167ZM170 130H171V129H170ZM170 130H169V131H170ZM58 131H59V130H58ZM86 131H87V130H86ZM91 131H92V130H91ZM110 131H111V130H110ZM165 131H166V130H165ZM169 131H168V132H169ZM79 132H78V133H79ZM81 132H83V131H81ZM81 132H80V133H81ZM88 132H89V131H88ZM102 132H103V131H102ZM102 132H101V134H100V133H99V134L102 135ZM59 133H60V132H59ZM61 133H62V131H61ZM69 133H70V132H69ZM80 133H79V134H80ZM92 133H94L93 135H95L96 131L94 130V132L92 131ZM164 133H165V132H164ZM166 133H167V132H166ZM166 133H165V134H166ZM63 134H64V132H63ZM70 134H71V133H70ZM106 134H108V133H106ZM111 134H112V133H111ZM170 134H171V132H170ZM170 134H168V135H170ZM58 135H59V134H58ZM91 135H92V134H91ZM97 135H98V134H97ZM171 135H172V134H171ZM171 135H170V136H171ZM60 136H61V135H60ZM60 136H58V137L60 138ZM62 136H63V135H62ZM64 136H65V134H64ZM68 136H69V134H68ZM72 136H73V135H72ZM78 136H79V135H78ZM78 136H77V137H78ZM88 136H89V134H88ZM95 136H96V135H95ZM95 136H94V139H95ZM104 136H105V135H104ZM104 136H103V138L105 139ZM176 136H177V135H176ZM261 136H262V135H261ZM70 137H71V136H70ZM73 137H74V136H73ZM75 137H76V136H75ZM81 137H82V136H81ZM112 137H113V134H112ZM114 137H115V136H114ZM167 137H168V136H167ZM64 138H65V137H64ZM71 138H72V137H71ZM88 138H90V137H88ZM88 138H87V140H88ZM91 138H92V137H91ZM91 138H90V139H91ZM97 138H98V141H99V138H100V137L98 136ZM107 138H108V137L106 136V139H107ZM110 138H111V136H110ZM175 138H177V137H175ZM178 138H179V136H178ZM259 138H262V137L259 136ZM77 139H78V138H77ZM101 139H102V137H101ZM106 139H105L104 141H106ZM113 139H114V138H113ZM113 139H111L110 141H112ZM45 140H46V139H44V141H45ZM59 140H60V139H59ZM64 140H65V139H64ZM70 140H71V139H69V140H67V141L69 142ZM72 140H73V138H72ZM72 140H71L70 142H72ZM79 140H80V139H79ZM81 140H82V139H81ZM95 140H96V139H95ZM108 140H109V139H108ZM178 140H179V143H180V142H182L183 139H182L181 141H180V139H178ZM49 141H50V140H49ZM57 141H58V140H57ZM110 141H109V142H110ZM165 141H167V140H165ZM260 141H261V140H260ZM85 142H87V141H85ZM92 142H93V141H92ZM92 142H91V143H92ZM100 142H101V141H100ZM170 142H172V141H170ZM184 142H185V141H184ZM184 142H183V143H184ZM258 142H259V141H258ZM57 143H58V142H57ZM60 143H61V142H60ZM62 143H63V142H62ZM76 143H77V142H75V144H76ZM78 143H80V142H78ZM94 143H95V142H94ZM102 143H103V141H102ZM175 143H176V142H175ZM64 144H67V143L64 142ZM83 144H84V143H82V145H83ZM89 144H90V143H89ZM103 144H104V143H103ZM103 144H101V146H102ZM107 144H108V146H110V144L108 143V141H107ZM112 144H114V141H113ZM187 144H188V143H187ZM262 144H263V143H262ZM262 144H261V142H260L259 145H262ZM50 145H51V144H50ZM53 145H54V144H53ZM73 145H74V144H73ZM82 145H80V147H81ZM86 145H87V143H86ZM99 145H100V144H99ZM99 145H98V146H99ZM105 145H106V144H105ZM168 145H169V144H168ZM177 145H178V143H177ZM177 145H176V146H177ZM181 145H182V144H181ZM255 145H256V144H255ZM48 146H49V145H48ZM64 146H65V145H64ZM83 146H84V145H83ZM83 146H82V147H83ZM93 146H95V145L93 144ZM98 146H96V147H98ZM172 146H174V145H172ZM188 146H189V145H188ZM256 146H258V145H256ZM58 147H59V146H58ZM61 147H63V145H62ZM65 147H66V146H65ZM71 147H72V146L70 145V148H71ZM78 147H79V144H78ZM80 147H79V148H80ZM89 147H92V146L90 145ZM105 147H106V146H105ZM112 147H113V146H112ZM185 147H187V146H185ZM261 147H263V146H261ZM47 148L49 149V147H47ZM50 148H51V147H50ZM53 148H54V147H53ZM72 148H73V147H72ZM72 148H71V149H72ZM74 148H75V147H74ZM84 148H85V147H84ZM84 148H83V149H84ZM87 148H88V147H87ZM92 148H93V147H92ZM94 148H95V147H94ZM94 148H93V150H94ZM98 148H99V147H98ZM110 148H111V146H110ZM257 148H258V147H257ZM257 148H256V149H257ZM58 149H59V148H58ZM62 149H63V148H62ZM65 149H66V148H65ZM68 149H69V148H68ZM68 149H67V150H68ZM101 149H102V148H101ZM107 149H109V148L107 147ZM107 149H106V150H107ZM178 149H179V147H178ZM180 149H181V148H180ZM96 150H97V149H96ZM96 150H95L94 152H97ZM104 150H105V149H103V151H104ZM106 150H105L104 152H106ZM185 150H186V149H185ZM45 151H47V150H45ZM51 151H52V150H51ZM71 151H72V150H71ZM80 151H81V150H80ZM83 151H84V150H83ZM89 151H90V148H89ZM89 151L86 150V152H89ZM100 151H101V150H100ZM103 151H102L101 153H103ZM256 151H257V150H256ZM259 151L261 152V150H259ZM259 151H258V152H259ZM262 151H264V149H263ZM66 152H67V151H66ZM78 152H79V150H78ZM84 152H85V151H84ZM107 152H108V151H107ZM182 152H183V151H182ZM182 152L180 151L181 154H182ZM185 152H186V151H185ZM187 152H188V151H187ZM61 153L63 154V151H62ZM68 153H69V154H68ZM68 153H67V154L70 155V152H68ZM82 153H83V152H82ZM82 153H81V154H82ZM90 153H91V152H90ZM177 153H178V152H177ZM180 153H179L178 155H181ZM254 153L256 154V152H254ZM57 154H59V153H57ZM81 154H80V157H81ZM83 154H85V153H83ZM83 154H82V155H83ZM98 154H100V152H99ZM185 154H186V153H185ZM185 154H184V155H185ZM255 154H254V155H255ZM260 154H262V153H260ZM260 154H259V155H260ZM52 155H53V154H52ZM73 155H74V154H73ZM73 155H71V156H73ZM85 155H86V154H85ZM90 155H91V156H90ZM90 155H88V156H90V158H89L90 160H88V161H89L90 163H94L97 154L94 155V156H93V154H90ZM259 155H257V156L259 157ZM262 155H263V154H262ZM55 156H57V155H55ZM102 156H103V154H102ZM255 156H256V155H255ZM257 156H256V157H257ZM260 156H261V155H260ZM263 156H264V155H263ZM263 156H262V157H263ZM63 157H64V155H63ZM83 157H84V156H83ZM98 157H99V156H98ZM262 157H261V158H262ZM57 158H58V159H57ZM64 158H65V157H64ZM67 158H68V156H67ZM99 158H100V157H99ZM104 158H106L105 155H104ZM104 158H103V159H104ZM180 158H181V157H180ZM251 158H253V157H251ZM259 158H260V157H259ZM56 159L59 160V157H56ZM56 159H53V160H56ZM101 159H102V158H101ZM101 159H100V160H101ZM67 160L70 162V159H67ZM76 160H77V159H76ZM76 160H74V161H76ZM96 160H97V159H96ZM108 160H109V159H108ZM229 160H231V159H229ZM62 161H64V160H62ZM74 161H73V162H74ZM78 161H79V160H78ZM104 161H105V160H104ZM213 161H214V160H213ZM261 161H262V160H261ZM58 162H59V161H58ZM89 162H88V163H89ZM100 162H101V161H100ZM110 162H111V160H110ZM226 162H227V160H226ZM231 162H232V160H231ZM231 162H230V163H231ZM259 162H260V161H259ZM65 163H66V159H65ZM96 163H98V162L96 161ZM96 163H95V164H96ZM107 163H109V162H107ZM114 163H116V162H113V164H114ZM211 163H212V162H211ZM211 163L209 162L208 165L211 166ZM227 163H228V162H227ZM248 163H250V161H249ZM253 163H256V162H253ZM253 163H252V165H250V166L253 167ZM66 164H67V163H66ZM73 164H74V163H73ZM76 164H77V163H76ZM80 164H81V162H80ZM101 164H103V163H101ZM104 164H105V162H104ZM214 164H215V162H214ZM250 164H251V163H250ZM82 165H83V164H81L80 166L83 167ZM86 165H87V163H86ZM98 165H99V164H98ZM105 165H106V164H105ZM111 165H112V164H111ZM212 165H213V164H212ZM231 165H232V164H231ZM233 165H234V164H233ZM87 166H88V165H87ZM87 166L84 167V169L86 168L85 170L88 169ZM91 166H93V164H92ZM95 166H96V165H95ZM210 166H209V167H210ZM215 166H216V165H215ZM250 166L248 167V164H247L246 167L250 168ZM258 166H259V165H258ZM261 166H263V165H261ZM98 167H99V166H98ZM98 167H97V168H98ZM104 167H106V166H104ZM213 167H214V166H213ZM228 167H229V166H228ZM235 167H236V166H235ZM246 167H245V168H246ZM68 168H69V167H68ZM73 168H74V167H73ZM76 168H78V167H76ZM94 168H95V167H94ZM97 168H95V169H97ZM102 168H103V167H102ZM210 168H211V167H210ZM53 169H54V168H53ZM55 169H56V168H55ZM55 169H54V171H57V169H56V170H55ZM70 169H71V168H70ZM95 169H94V170H95ZM108 169H109V168H108ZM108 169L105 168L104 171H106V170H108ZM215 169H216V168H215ZM226 169H227V168H226ZM226 169H225V170H226ZM257 169H258V168H257ZM68 170H69V169H68ZM76 170H77V169H76ZM78 170H79V169H78ZM78 170H77V171H78ZM100 170H101V169H100ZM109 170H111V169H109ZM158 170H159V169H158ZM164 170H166V169H164ZM211 170L213 171V169H211ZM211 170H210V172H211ZM246 170H248V169H246ZM246 170L244 169V171H246ZM249 170H250V169H249ZM52 171H53V170H52ZM71 171H73V169H71ZM80 171H81V170H80ZM80 171H79V172H80ZM82 171H83V169H82ZM92 171H93V168H92ZM156 171H157V170H156ZM219 171H220V170H219ZM222 171L224 172V170H222ZM230 171H231V170H230ZM253 171H254V170H253ZM256 171H258V170H256ZM259 171H260V170H259ZM85 172H87V171H85ZM101 172H102V171H101ZM163 172H164V171H162V173H163ZM226 172H227V171H226ZM228 172H229V170H228ZM228 172H227V173H228ZM240 172H241V171H240ZM80 173H81V172H80ZM94 173H95L94 176H96V171H94ZM104 173H106V172H104ZM107 173H108V172H107ZM165 173H166V172H165ZM167 173H168V172H167ZM212 173H213V172H212ZM218 173H219V172H217V174H218ZM227 173H226V174L224 173V174L227 176ZM229 173L231 174L232 172H229ZM229 173H228V174H229ZM254 173H255V172H254ZM258 173H259V172H258ZM77 174H78V173H77ZM173 174H174V173H173ZM173 174H172V175H173ZM217 174H216V175H217ZM221 174H223V173H221ZM246 174H247V172H246ZM246 174H245V175H246ZM260 174H261V172H260ZM260 174H258V175H260ZM74 175H75V173H74ZM79 175H80V174H79ZM81 175H82V174H81ZM85 175H86V174H85ZM87 175H88V172H87ZM92 175H93V174H92ZM99 175H100V172H99ZM99 175H98V177H99ZM103 175H104V174H103ZM212 175L214 176V174H212ZM234 175H235V174H234ZM243 175H244V174H242V177H243ZM258 175L256 176L257 178H258ZM248 176H249V175H248ZM74 177H75V176H74ZM78 177H79V176H78ZM78 177H77V179H78ZM101 177H102V176H101ZM101 177H99L100 180H101ZM160 177H161V175H160ZM166 177H167V176H166ZM171 177H173V176H171ZM174 177H175V175H174ZM178 177L181 178V176H178ZM224 177H225V176H224ZM232 177H233V176L231 175V178H232ZM242 177H241V178H242ZM80 178H81V177H80ZM92 178H93V176H92ZM95 178H96V177H95ZM99 178H98V180H99ZM102 178H103V177H102ZM112 178H113V177H112ZM116 178H117V177H116ZM161 178H162V177H161ZM161 178H160V180H164V179H161ZM167 178H168V177H167ZM180 178H179V179H180ZM222 178H223V177H222ZM227 178H229V177L227 176ZM239 178H240V177H239ZM249 178H250V177H249ZM260 178H261V176H260ZM260 178H259V179H260ZM263 178H264V177H263ZM83 179H84V178H83ZM104 179H105V177H104ZM104 179H103V180H104ZM179 179H178V180H179ZM245 179H247V178H245ZM79 180H80V179H79ZM79 180H78V182H79ZM92 180H94V179H92ZM107 180H108V179H107ZM174 180H175V179H174ZM178 180H177V181H178ZM223 180H224V179H223ZM226 180H227V179H226ZM226 180H225V181H226ZM228 180H229V179H228ZM247 180H248V179H247ZM262 180H263V179H262ZM83 181H84V180H83ZM108 181H109V180H108ZM169 181H170V180H169ZM171 181H173V180H171ZM171 181H170V182H171ZM183 181H184V179H183ZM230 181H231V180H230ZM230 181H229V182H230ZM240 181H241V180H240ZM243 181H244V179H243ZM263 181H264V180H263ZM81 182H82V181H81ZM84 182H85V181H84ZM90 182H91V181H90ZM90 182H89V183L87 182V183L90 185ZM99 182L101 183L102 181H99ZM103 182H104V181H103ZM166 182H168V181H166ZM173 182H174V181H173ZM180 182H181V181H180ZM229 182H228V184H231V183H232V182H231V183H229ZM245 182H246V181H245ZM97 183H98V182L95 181V184H97ZM100 183H99V184H100ZM104 183H106V182H104ZM107 183H108V182H107ZM109 183H110V182H109ZM168 183H169V182H168ZM171 183H172V182H171ZM91 184H92V183H91ZM173 184H174V183H173ZM224 184L226 185V183H224ZM60 185H62V183H60ZM80 185H81V184L79 183V187L81 188L82 186H80ZM82 185H83V184H82ZM84 185H85V184H84ZM105 185H107V184H105ZM108 185H109V184H108ZM158 185H159V184H158ZM164 185L166 186V185H168V184H165V183H164ZM231 185H232V184H231ZM247 185H248V183H247ZM247 185H246V186H247ZM97 186H98V184H97ZM99 186H100V185H99ZM99 186H98V187H99ZM101 186H103V185H101ZM159 186H160V185H159ZM170 186H172V185H170ZM226 186H227V185H226ZM242 186H244V185H242ZM246 186H245V187H246ZM62 187H63V186H62ZM76 187H77L76 189H79V188H78V185H77ZM83 187H84V186H83ZM94 187H96V186H94ZM104 187H105V186H104ZM110 187H111V186H110ZM168 187H169V185H168ZM168 187H167V188H168ZM222 187H223V186H222ZM222 187H221V188H222ZM229 187H230V186H229ZM57 188H58V186H57ZM63 188H64V187H63ZM85 188H86V187H85ZM96 188H97V187H96ZM105 188H107V187H105ZM111 188H112V187H111ZM147 188H148V187H147ZM213 188H214V187H213ZM213 188H212V190H213ZM219 188H220V187H219ZM221 188H220V190H222ZM224 188H225V186L223 187V189H224ZM239 188H240V187H239ZM239 188H238V189H239ZM58 189H59V188H58ZM61 189H62V188H61ZM82 189H83V188H82ZM150 189H151V188H150ZM215 189H217V188H215ZM238 189H236V190H238ZM240 189H242V188H240ZM258 189H260V187H259ZM258 189H256V190H258ZM59 190H60V189H59ZM59 190H58V191H59ZM62 190H63V189H62ZM92 190H93V189H92ZM95 190H96V189H95ZM103 190H104V189L101 190L102 193H105V192H103ZM115 190H116V189H115ZM153 190H154V189H153ZM168 190H169V189H167V191H168ZM170 190H171V188H170ZM218 190H219V189H218ZM248 190H249V189H248ZM248 190H247V191H248ZM96 191H98V190H96ZM104 191H105V190H104ZM110 191H112V190H110ZM116 191H117V190H116ZM147 191H148V190H147ZM203 191H204V190H203ZM203 191H202V192H203ZM216 191H217V190H216ZM233 191H234V190H232L231 192L233 193ZM243 191H244V188H243ZM250 191H251V189H250ZM94 192H95V191H94ZM143 192H144V191H143ZM150 192H151V191H150ZM150 192H149V193H150ZM154 192H155V190H154ZM169 192H170V191H169ZM213 192H215V191H212V193H213ZM227 192H228V191H227ZM237 192H238V191H237ZM237 192H236V194H237ZM260 192H262V191H260ZM95 193H96V192H95ZM139 193H141V192H139ZM146 193H147V192H146ZM146 193H145V194H146ZM149 193H148V194H149ZM221 193H222V192H221ZM241 193H242V192H241ZM244 193H245V192H244ZM258 193H259V191H258ZM262 193H264V190H263ZM92 194H93V192H92ZM99 194H100V193H99ZM143 194H144V193H143ZM148 194H147V195H148ZM166 194H167V193H166ZM215 194H216V193H215ZM215 194H214V195H215ZM245 194H247V193H245ZM107 195L109 196V193H107ZM116 195H117V194H116ZM140 195H141V194H140ZM168 195H169V194H167V196H168ZM192 195H193V194H192ZM234 195H235V194H233V196H234ZM241 195H243V194H241ZM248 195H249V194H248ZM93 196H94V195H93ZM99 196H103V194H102V195L100 194ZM138 196H139V194H138ZM141 196H142V195H141ZM170 196H171V195H170ZM207 196H208V195H207ZM210 196H213V195L211 194ZM219 196H220V195H219ZM244 196H247V195H244ZM252 196H253V195H252ZM254 196H255V195H254ZM256 196H257V195H256ZM260 196H261V193H260ZM260 196L258 195V198H259ZM86 197H87V196H86ZM86 197H85V198H86ZM91 197H92V196H91ZM106 197H107V196H106ZM162 197H163V195H162ZM164 197H165V195H164ZM191 197H192V196H191ZM235 197H236V195H235ZM235 197H234V198H235ZM92 198H93V197H92ZM96 198H97V197H95V199H96ZM107 198H108V197H107ZM107 198H106V200H107ZM147 198H148V196H147ZM159 198H160V197H159ZM219 198H220V197H219ZM230 198H232L231 195H230ZM244 198H245V197H244ZM246 198H247V197H246ZM102 199H104V196H103ZM153 199H154V198H153ZM211 199H212V198H211ZM211 199H210V200H211ZM223 199H224V198H223ZM261 199H262V198H261ZM89 200H90V199H89ZM89 200H88V201H89ZM97 200L99 201V199H97ZM109 200H110V199H109ZM109 200H108V201H109ZM112 200H114V198H112ZM143 200H144V199H143ZM146 200H147V199H146ZM160 200H161V199H159L158 202H159ZM166 200H167V199H166ZM171 200H172V199H171ZM219 200H220V199H219ZM221 200H222V199H221ZM225 200H226V198H225ZM231 200H232V199H231ZM240 200H241V199H240ZM243 200L245 201L246 199H243ZM243 200H242V202H243ZM247 200H248V199H247ZM90 201H91V200H90ZM101 201H102V200H101ZM108 201H105V202L107 203ZM168 201H169V200H168ZM168 201H167V202H168ZM254 201H255V200H254ZM256 201H257V200H256ZM259 201H260V203H261V200H260V199L258 200V202H259ZM83 202H84V200H83ZM91 202H94V201H91ZM91 202H90V203H91ZM135 202H136V201H135ZM142 202H144V201H142ZM142 202H141V203H142ZM147 202H148V201H147ZM163 202H164V201H163ZM194 202H195V201H194ZM201 202H202V201H201ZM232 202H233V201H232ZM235 202H237V201L235 200ZM245 202H246V201H245ZM189 203H190V202H189ZM206 203H207V202H206ZM210 203H211V202H210ZM219 203H220V202H219ZM229 203H230V200H229ZM229 203L227 202V204H229ZM238 203H241V202H238ZM247 203H249V202H247ZM255 203H256V202H255ZM262 203L264 204V201H263ZM91 204H92V203H91ZM101 204H102V203H101ZM162 204H163V203H162ZM168 204H169V203H168ZM192 204H193V203H192ZM263 204H262V206H263ZM81 205H82V204H81ZM87 205L89 206V204H87ZM87 205H85V206H87ZM96 205H97V203H96ZM98 205H99V204H98ZM98 205H97V206H98ZM105 205H107V204H105ZM120 205H121V204H120ZM199 205H200V204H199ZM203 205H204V204H203ZM216 205H218V204H216ZM225 205H226V204H225ZM229 205H230V204H229ZM229 205H228V206H229ZM238 205H239V204H238ZM238 205H237V207H238ZM242 205H243V204H242ZM256 205H257V207H258V204H256ZM99 206H101V205H99ZM131 206H132V205H131ZM197 206H198V205H196V208H197ZM209 206H210V205H209ZM212 206H213V205H212ZM222 206H223V204H222ZM232 206H234V205L231 203L230 208H231ZM249 206H250V205H249ZM210 207H211V206H210ZM218 207L220 208L221 206H218ZM224 207H226V206H224ZM242 207H243V206H242ZM77 208H78V207H77ZM82 208H83V207H82ZM82 208H80V209H82ZM96 208H97V207H95V209H96ZM103 208H104V207H103ZM118 208H120V207H118ZM196 208H195V209H196ZM216 208H217V207H216ZM226 208L229 209V207H226ZM260 208H261V207H260ZM262 208H263V207H262ZM71 209H72V208H71ZM85 209H87V208H85ZM95 209H94V213L96 212V210H98V209H96V210H95ZM99 209H100V208H99ZM114 209H115V208H114ZM195 209H194V210H195ZM200 209H201V208H200ZM206 209H207V208H206ZM217 209H218V208H217ZM234 209H235V207H234ZM69 210H70V209H69ZM75 210H76V206H75ZM88 210H89V209H88ZM207 210H208V209H207ZM229 210H231V209H229ZM238 210H239V209H238ZM250 210H251V209H250ZM76 211H77V210H76ZM232 211H233V210H232ZM253 211H254V210H253ZM86 212H87V211H86ZM90 212H91V211H90ZM90 212H89V213H90ZM100 212H102V211H100ZM103 212H104V211H103ZM194 212L196 213V211H194ZM194 212H193V213H194ZM200 212H202V211H200ZM203 212H204V210H203ZM258 212H260V211H258ZM207 213H208V212H207ZM240 213H241V212H240ZM255 213H257V212H255ZM97 214H98V213H97ZM205 214H206V213H205ZM211 214H212V213H211ZM213 214H214V213H213ZM229 214H230V213H229ZM232 214H233V213H232ZM236 214H239V213L236 212ZM89 215H90V214H89ZM94 215H95V214H94ZM194 215H195V214H194ZM194 215H193V216H194ZM202 215H203V214H202ZM255 215H256V214H255ZM257 215H258V213H257ZM262 215H263V214H262ZM262 215H261V216H262ZM207 216H211V215L208 214ZM213 216H215V215H213ZM234 216H235V215H234ZM236 216H237V215H236ZM239 216H240V215H239ZM241 216H242V214H241ZM261 216H258V218L261 217ZM83 217H85V216H83ZM83 217H82V219H83ZM86 217H89V216H86ZM90 217H91V216H90ZM93 217H94V216H93ZM194 217H195V216H194ZM232 217H233V215H232ZM237 217H238V216H237ZM104 218H105V217H104ZM108 218H109V216H108ZM110 218H111V217H110ZM183 218H184V217H183ZM196 218H197V215H196ZM199 218H200V217H199ZM199 218H198V219H199ZM203 218H205V216H204ZM233 218H235V217H233ZM240 218H241V217H240ZM258 218H257V220H258ZM84 219L86 220V218H84ZM88 219H89V218H88ZM105 219H106V218H105ZM185 219H186V218H185ZM207 219H208V218H207ZM210 219H212V216H211ZM238 219H239V217H238ZM245 219H246V218H245ZM245 219H244V221H245ZM252 219H254V218H252ZM187 220H188V217H187ZM204 220H205V219H204ZM208 220H209V219H208ZM217 220H218V219H217ZM255 220H256V219H255ZM91 221H92V220H91ZM105 221H106V220H105ZM108 221H109V219H108ZM195 221H196V220H195ZM219 221H220V219H219ZM259 221H260V220H259ZM263 221H264V219H263ZM87 222H88V221H87ZM103 222H104V221H103ZM211 222H213V221H211ZM92 223H93V222H92ZM107 223H108V225H109V223H111V222H107ZM185 223H186V222H185ZM191 223H192V222H191ZM194 223H195V222H193V224H194ZM216 223H219V222H215V224H216ZM256 223H257V222H256ZM261 223H262V222H261ZM86 224H88V223H86ZM189 224H190V223H189ZM197 224H198V223H197ZM200 224H201V223H200ZM215 224H214V226H215ZM241 224H242V223H241ZM250 224H251V223H250ZM252 224H255V223L253 222ZM252 224H251V226H253ZM258 224H259V222H258ZM91 225H92V224H91ZM94 225H95V224H94ZM96 225H97V223H96ZM102 225H103V224H102ZM182 225H183V224H182ZM190 225H191V224H190ZM190 225H189V226H190ZM212 225H213V224H212ZM243 225H244V224H243ZM255 225H257V224H255ZM98 226H99V225H98ZM139 226H140V225H139ZM139 226H138V227H139ZM189 226H188V224H187V228H188ZM192 226H193V225H192ZM194 226H195V224H194ZM203 226H204V225H203ZM205 226H206V225H205ZM208 226H209V225H208ZM210 226H211V225H210ZM216 226L218 227V225H216ZM216 226H215V228H213V230H216V228H217ZM246 226H247V224H246ZM263 226H264V225H262V227H263ZM87 227H88V226H87ZM89 227H90V226H89ZM92 227H94V226H92ZM99 227H101V224H100ZM140 227H141V226H140ZM175 227H177V225H176V226L173 225V228H175ZM184 227H185V226H184ZM235 227H236V226H235ZM94 228H96V227H94ZM105 228H106V226H105ZM179 228H180V227H179ZM179 228H178V229H179ZM200 228H201V226H200ZM232 228H233V227H231V228H229V229H232ZM253 228H254V226H253ZM253 228H249V229L252 230ZM257 228H258V227H257ZM259 228H260V226H259ZM86 229H87V228H86ZM106 229H107V228H106ZM196 229H198V228L196 227ZM218 229H220V228H218ZM247 229H248V228H247ZM91 230H93V229H91ZM94 230H95V229H94ZM107 230H108V229H107ZM107 230H106V231H107ZM172 230H175V231H176V229H172ZM192 230H195V227H194V229L192 228ZM199 230H201V229H199ZM213 230H210V231H213ZM234 230H235V228H234ZM243 230H245V229H243ZM243 230L241 231V230L239 229V231H241V233L244 232ZM253 230H254V229H253ZM253 230H252V231H253ZM255 230H256V229H255ZM259 230H260V229H259ZM262 230H263V229H262ZM88 231H89V230H88ZM97 231H98V229H97ZM97 231H96V233H97ZM101 231H103V230H101ZM180 231H181V230H180ZM185 231H186V230H185ZM187 231H188V233H189L190 230L187 229ZM210 231H209V232H210ZM218 231H220L219 234L222 232L221 229L218 230ZM225 231H226V230H225ZM247 231H248V230H247ZM252 231H251V232H252ZM94 232H95V231H94ZM99 232H100V231H99ZM198 232H199V231H198ZM214 232L216 233V231H214ZM230 232H231V231H230ZM235 232H236V231H235ZM251 232H250V234H251ZM253 232H254V231H253ZM253 232H252V233H253ZM258 232H259V231H258ZM258 232H257V233H258ZM261 232H262V231H261ZM261 232H259V233H261ZM263 232H264V231H263ZM263 232H262V233H263ZM170 233H171V232H170ZM192 233H196V232H193V231H192ZM226 233H227V231H226ZM231 233H232V232H231ZM231 233H230V234H231ZM237 233H238V232H236V234H237ZM241 233H240V234H241ZM259 233H258V234H259ZM262 233H261V234H262ZM93 234H94V233H93ZM103 234H104V231H103ZM181 234H182V233H181ZM196 234H197V233H196ZM196 234H195V235H196ZM210 234H212V233L210 232ZM232 234H233V233H232ZM245 234H248V233L245 232ZM197 235H198V234H197ZM213 235H214V234H213ZM213 235H211V236H213ZM224 235H225V234H224ZM242 235H243V234H242ZM256 235H257V234H256ZM262 235H264V234H262ZM262 235H261V236H262ZM88 236H89V235H88ZM90 236H91V235H90ZM92 236H93V235H92ZM97 236H98V235H97ZM188 236H189V235H188ZM192 236H193V235H192ZM216 236H217V235H216ZM220 236H221V235H220ZM220 236L218 235L217 237L220 238ZM225 236H226V235H225ZM225 236H224V237H225ZM230 236H232V235H230ZM252 236H253V235H252ZM257 236H258V235H257ZM98 237H99V236H98ZM100 237H101V236H100ZM186 237H187V236H186ZM194 237H195V236H194ZM221 237H223V236H221ZM244 237H245V235H244ZM244 237H242L241 240H242ZM247 237H251V236H248V235H247ZM247 237H246V238H247ZM263 237H264V236H263ZM96 238H97V237H96ZM212 238H213V237H212ZM232 238H233V237H232ZM237 238H238V235H237ZM237 238H236V242H238V240L240 239V236H239L238 240H237ZM256 238H257V237H256ZM99 239H100V238H99ZM99 239H98V240H99ZM182 239H183V238H182ZM185 239H186V238H185ZM185 239H184V242H185ZM215 239H216V241H215L216 243H218V244L221 243V241H219V240H218L219 242H217V238H215ZM221 239H222V238H221ZM223 239H224V238H223ZM228 239H230V238H228ZM228 239L225 240V241H227V244L230 242V241H228ZM247 239H249V238H247ZM247 239H245V240H247ZM253 239H254V238H253ZM253 239H252V240H253ZM169 240L171 241V239H169ZM176 240H177V239H176ZM196 240H197V239H196ZM230 240H231V239H230ZM243 240H244V239H243ZM245 240H244V241H245ZM262 240H263V238H262ZM174 241H175V240H174ZM174 241H173V245H174ZM182 241H183V240H182ZM190 241H191V240H190ZM194 241H195V238H194ZM197 241H198V240H197ZM232 241H233V239H232ZM244 241H243V242H244ZM250 241H251V239H250ZM255 241H257V239H256ZM258 241H259V239H258ZM100 242H101V241H100ZM167 242H168V241H167ZM188 242H189V241H188ZM195 242H196V241H195ZM195 242H192V244H194ZM215 242H214V243H215ZM253 242H254V241H253ZM94 243H95V242H94ZM169 243H170V242H169ZM171 243H172V242H171ZM180 243H181V242H180ZM216 243H215V244H216ZM244 243H246V242H244ZM244 243H243V244H244ZM249 243H250V242H249ZM95 244L97 245L98 242H96ZM99 244H100V243H99ZM167 244H168V243H167ZM196 244H197V243H196ZM223 244H225V243H223ZM235 244H236V246H237V243H235ZM240 244H241V243H239V245H240ZM254 244H255V242H254ZM258 244H259V243H258ZM15 245H16V244H15ZM88 245H89V244H88ZM96 245H95V246H96ZM100 245H101V244H100ZM100 245H98V246H100ZM169 245H170V244H169ZM184 245H185V243H184ZM202 245H203V244H202ZM205 245H206V244H205ZM216 245H217V244H216ZM219 245H220V244H219ZM225 245H226V244H225ZM228 245L231 246V244H228ZM247 245H248V244H247ZM256 245H257V244H256ZM263 245H264V244H263ZM95 246H94V247H95ZM167 246H168V245H167ZM170 246L172 247V245H170ZM192 246H193V245H192ZM207 246H208V245H207ZM213 246H214V244H213ZM217 246H218V245H217ZM230 246H228V247H230ZM236 246L234 245V247H236ZM254 246H255V245H254ZM254 246H253V247H254ZM260 246H261V245H260ZM101 247H103V246H101ZM171 247H169V248L167 247V249H165V250H168V249L170 250ZM188 247H189V246H188ZM193 247H194V246H193ZM204 247H205V246H204ZM223 247H225V246H223ZM245 247H246V246H245ZM245 247L243 246V249H244ZM250 247H251V246H250ZM253 247H252V250L250 249V251H253V249H254ZM255 247H256V246H255ZM191 248H192V247H191ZM191 248H190V249H191ZM199 248H200V247H199ZM221 248H222V247H221ZM232 248H233V247H232ZM239 248H240V247H239ZM246 248H247V247H246ZM174 249H175V248H174ZM192 249H193V248H192ZM222 249H223V248H222ZM225 249H227V246H226ZM228 249L231 250V248H228ZM234 249H235V248H234ZM236 249H237V247H236ZM255 249H256V248H255ZM255 249H254V250H255ZM257 249H258V248H257ZM260 249H261V248H260ZM260 249H259V250H260ZM171 250H172V249H171ZM178 250H180V249H178ZM204 250H205V249H204ZM209 250H210L211 252L213 251V250H211V249H209ZM223 250H224V249H223ZM223 250H222V251H223ZM241 250H242V247H241ZM244 250H245V249H244ZM261 250L264 252V248H263V247H262ZM202 251H203V250H202ZM257 251H258V250H257ZM262 251H260V252L262 253ZM173 252H174V251H173ZM177 252H178V251H177ZM224 252H226V250H224ZM231 252H232V251H231ZM169 253H170V252H169ZM212 253H213V252H212ZM212 253L210 254V252H209V253L207 252V254H208L209 256L212 255ZM233 253H234V252H233ZM233 253H231V254H233ZM235 253H236V252H235ZM235 253H234V254H235ZM241 253H243V252H241ZM252 253H254V252H252ZM252 253H250V254H252ZM255 253H256V252H255ZM261 253H260V254H261ZM173 254H175V252H174ZM177 254H178V253H177ZM177 254H175V255H177ZM226 254H227V252H226ZM231 254L229 253V255H228V256H230V257H229L230 259H231V256L233 257V255H234V254H233V255H231ZM250 254H248V255H249V257L252 258V256H254V255L250 256ZM180 255H181V253H180ZM203 255H205V254H203ZM213 255H214V254H213ZM213 255H212V256H213ZM241 255H242V254H241ZM257 255H259V254H257ZM212 256H211V257H212ZM228 256H227L226 260L228 259ZM237 256H238V255H237ZM239 256H240V255H239ZM243 256H244V253H243ZM245 256H247L246 253H245ZM245 256H244V257H245ZM176 257H177V256H176ZM205 257H206V255H205ZM223 257H225V255H224ZM178 258H179V255H178ZM193 258H196V256L193 257ZM212 258H216V256H215V257H212ZM242 258H243V257H242ZM245 258H246V257H245ZM257 258H258V257H257ZM262 258H263V257L259 256L258 259H262ZM103 259H104V258H103ZM176 259H177V258H176ZM176 259H175V260H176ZM182 259H183V258H182ZM190 259H191V258H190ZM207 259H208V258H207ZM222 259H223V258H222ZM222 259H221V260H222ZM234 259H235V257H234ZM234 259H233V260H234ZM237 259H238V258H237ZM240 259H241V258H240ZM240 259H239V261H240ZM246 259H247V258H246ZM180 260H181V259H180ZM193 260H194V259H193ZM215 260H216V259H215ZM223 260H224V259H223ZM226 260H224V262H225ZM228 260H229V259H228ZM233 260H232V261H233ZM243 260H244V259H243ZM243 260H242V261H243ZM252 260H253V259H252ZM255 260H256V258H255ZM190 261H191V260H189L188 262H190ZM199 261H200V260H199ZM212 261H213V259H212ZM212 261H211V262H212ZM232 261L230 260L231 263L234 262V261H233V262H232ZM248 261H249V260H248ZM248 261H247V264H249ZM250 261H251V260H250ZM256 261L259 262V260H256ZM263 261H264V260H263ZM192 262L194 263V261H192ZM215 262H216V261H214V263H215ZM222 262H223V261H222ZM226 262H229V261H226ZM230 262H229V263H230ZM235 262H237V261H235ZM235 262H234V263H235ZM260 262H261V261H260ZM198 263L200 264V262H197V264H198ZM218 263H219V262H218ZM240 263H241V262H240ZM240 263H237V264H240ZM242 263H243V262H242ZM89 264H90V263H89ZM173 264H175V263H173ZM189 264H190V263H189ZM195 264H196V263H195ZM209 264H210V263H209ZM211 264H212V263H211ZM219 264H220V263H219ZM225 264H228V263H225ZM245 264H246V263H245ZM250 264H252V263H250ZM257 264H258V263H257Z\"/></svg>","mask_w":264,"mask_h":264}]
</instances>
